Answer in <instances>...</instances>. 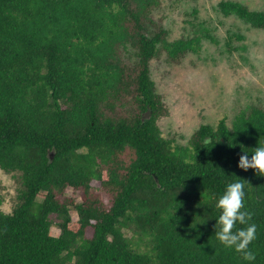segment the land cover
Wrapping results in <instances>:
<instances>
[{
    "label": "trees",
    "instance_id": "1",
    "mask_svg": "<svg viewBox=\"0 0 264 264\" xmlns=\"http://www.w3.org/2000/svg\"><path fill=\"white\" fill-rule=\"evenodd\" d=\"M160 4L0 0V170L17 182L10 213L0 191V264H247L213 235V197L237 178L264 264V177L237 168L241 147L264 143V109L187 145L162 136L150 62L179 63L201 37L169 41ZM217 9L264 30V11Z\"/></svg>",
    "mask_w": 264,
    "mask_h": 264
},
{
    "label": "rangeland",
    "instance_id": "2",
    "mask_svg": "<svg viewBox=\"0 0 264 264\" xmlns=\"http://www.w3.org/2000/svg\"><path fill=\"white\" fill-rule=\"evenodd\" d=\"M157 15L168 40L201 37L197 54L185 52L179 63L165 62L164 53L150 62V76L164 114L158 120L162 136L187 145L203 124L232 119L249 105L264 109V30L235 16H224L220 1H235L252 11H264V0H160ZM17 182L0 170L1 210L10 213ZM41 200V199H39ZM73 221L75 211H70ZM60 231L51 228L54 237Z\"/></svg>",
    "mask_w": 264,
    "mask_h": 264
},
{
    "label": "clouds",
    "instance_id": "3",
    "mask_svg": "<svg viewBox=\"0 0 264 264\" xmlns=\"http://www.w3.org/2000/svg\"><path fill=\"white\" fill-rule=\"evenodd\" d=\"M240 152L237 168L243 171L252 169L254 175L264 177V143H256L250 149L241 147ZM246 184L249 185L237 178L226 183L222 192L213 197L214 208L218 210L213 235L224 248L239 253L247 264H253L256 255L249 246L256 239L257 225L251 222L252 213L245 208ZM203 223L192 222L191 225L195 228Z\"/></svg>",
    "mask_w": 264,
    "mask_h": 264
},
{
    "label": "water",
    "instance_id": "4",
    "mask_svg": "<svg viewBox=\"0 0 264 264\" xmlns=\"http://www.w3.org/2000/svg\"><path fill=\"white\" fill-rule=\"evenodd\" d=\"M49 160H50V161L52 160V155H51V154L49 155Z\"/></svg>",
    "mask_w": 264,
    "mask_h": 264
}]
</instances>
